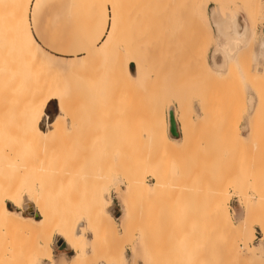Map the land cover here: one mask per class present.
<instances>
[{
	"label": "rangeland",
	"instance_id": "1",
	"mask_svg": "<svg viewBox=\"0 0 264 264\" xmlns=\"http://www.w3.org/2000/svg\"><path fill=\"white\" fill-rule=\"evenodd\" d=\"M177 1L180 4V0H35L31 11L37 23L38 34L35 35L49 57L56 61L55 67H52L56 72L51 68L46 70L37 67L35 72L32 71L35 73L33 77L30 76L33 75L31 72L28 78H25V82L29 80L26 88H32L34 85L36 88L32 90L39 89L38 92L35 90L34 93H37L33 95L36 101H40V96L50 85L53 89L47 100L53 94L56 96L44 104L37 127L44 133L54 117L59 116L57 121L60 123L58 127L61 128L56 131L55 136L58 137L54 138L55 141L51 144L52 150L56 149L54 152L59 156L56 153L51 154L52 158L56 155L57 161L64 158V161L69 159L67 162L72 163L71 181H77L75 184L78 185L70 183V193L75 194L85 187L79 180L84 178L81 177L82 173L86 175L93 168L92 162L97 161L98 153L94 150L97 146L107 148L106 153H110L109 149L112 148L123 150L120 166L116 159L110 164L106 159L107 162L104 160L102 165L106 168L103 172L108 173V191L102 211L120 233L126 217L127 187L121 177L123 171L129 179L145 183L146 195L152 192L151 172H158L160 177L165 179V191L158 201L149 203L145 195H135L139 197H136L137 200H140L133 206L138 218H135L129 227L134 232L128 230V235L123 238L122 244L125 248L119 264H149L150 255L157 257L158 254L162 261L164 260L162 264H176L175 261L180 264L181 258L178 256L186 258L188 255L191 259L192 256L195 257L191 264H264V238L261 231L264 228V219L258 221L264 216V209L258 208L256 203L259 193L264 197V183L259 184L260 178L256 180L261 173L264 178V161L260 162L264 158V124H261L262 127L258 126V129L257 124L252 123L255 122L256 109L259 114L257 117H261L262 111V114L264 113V55L261 53L264 50V0H181V7ZM175 4L178 5V13L182 11L184 16L188 13L190 18L198 20L199 28L194 26L196 20H189L187 15V21L190 23L184 22L186 17H183L182 22L180 16H176L178 13L175 11ZM186 4L191 6L188 5L187 8ZM185 7L187 10H184ZM104 16L106 24L110 22L114 25L115 33L110 38L108 47L93 50L92 45H96L94 40ZM234 17L245 25L243 37L245 40L251 38V43L248 47L240 49L234 60H226L224 53L234 58L235 50L243 45V42L235 43L237 32L235 29L233 33L231 29ZM181 23L193 25L194 32L195 29L200 31L198 37L196 32L191 31L194 34H190L196 36V49H192L193 44H189V38L192 39L190 43L194 40L189 36L190 32L188 33L192 27L190 29L187 24L184 27ZM180 26L186 31L190 29L187 35L186 31H179ZM184 33L188 37L183 35ZM184 38L189 39L188 43ZM183 43L189 44V47ZM125 46L138 48L143 57L136 55L130 59L124 54ZM83 47L89 50V56H80L81 60L54 54L78 48L80 50ZM194 50L199 51V56L197 53L193 54ZM182 51L184 54H181ZM119 52L123 55L124 71L130 81L122 78L117 80L113 74ZM192 58L197 63L196 58H200L199 62L201 60L202 63H198L197 67ZM245 71L249 75H257L254 76L255 79L250 77L254 82L245 77ZM218 73H224L225 76H217ZM29 78L33 82H30ZM256 78H259L260 84L263 82V87ZM31 91L24 93L25 96L29 93L32 95ZM9 95L6 93L5 96L9 99ZM175 98L181 100V103L183 101L179 104L184 105L185 117L189 118L187 120L191 124L186 134L187 143L182 137L181 142H174L176 150L169 152L165 149L167 146L163 147L161 142L160 145L157 144L158 141L153 140L150 133L151 122L154 110L158 112L162 105L161 109H165V123L167 124L169 108L176 119ZM61 99L69 103L67 114L58 107ZM155 103L160 104L158 110L155 109ZM136 104L143 108L142 111ZM259 108L263 110L260 111ZM18 113L14 111L13 114L0 115V126L10 129L13 126L12 129L17 131ZM18 115L20 118L21 114ZM70 117L75 122L74 128L71 126ZM261 121L264 120L260 118L259 122L256 118L259 125ZM253 124L258 132L255 130L253 133ZM252 134L258 135L254 136L257 138L253 140L254 143L251 142ZM14 136L17 137V134ZM140 139H143L142 142ZM254 173L256 179L254 178L253 182L257 187L251 182ZM107 178L104 177V181ZM74 186L77 191H74ZM257 189L263 190L262 193ZM254 191L258 194L255 195ZM35 195H38V191H35ZM218 204H224L226 215L224 208L222 210ZM216 207L221 209V213L219 210L214 212ZM251 210H254L252 212L255 215ZM258 210L261 213L257 214L260 212ZM249 213L252 217L247 221L245 215L248 217ZM3 215V219L5 215H12L36 224L40 221V217L34 218L24 214L20 207L8 202H3ZM143 228L148 229L149 233ZM230 228L231 236L226 234ZM143 232L148 233L147 239L143 240ZM86 239H89L88 234ZM20 241L15 243L23 246V241ZM67 247L68 251L59 250L54 240L47 258L32 256L27 258L26 264H67L74 257L82 259L78 250ZM176 250L178 254L175 253ZM183 253L186 254L184 257ZM239 257L250 262L244 259L240 261Z\"/></svg>",
	"mask_w": 264,
	"mask_h": 264
},
{
	"label": "bare ground",
	"instance_id": "2",
	"mask_svg": "<svg viewBox=\"0 0 264 264\" xmlns=\"http://www.w3.org/2000/svg\"><path fill=\"white\" fill-rule=\"evenodd\" d=\"M183 1H187V0H183ZM178 2L179 1H177L176 3H178ZM180 4H181V0H180ZM180 4L178 3V5H180ZM190 4H186L187 8H189L188 5H190ZM34 5H35V0H0V115H2V114L4 115L5 113L13 114L14 111L19 112L18 114H21L20 118H18V116H19L18 114L16 116L17 120L19 119V121H17V122H19L18 123L19 127H18L17 131L15 128H14L15 130L12 129L13 126H11V129L9 127H6V126L3 127V125L0 126V264H26L27 258L32 257V256H37V257L45 259L49 256L50 246L54 240H55L56 246L59 243H62L65 246L66 251L69 250L67 246H70L73 250H78L79 253L81 254V256H82L81 260L79 257H74L67 264H96V263L97 264H103L106 262H109L111 264H119L120 259H121V253H122L123 249L125 248V246L122 244L123 238H125L128 235V230L131 229V228L129 229L131 223H133L138 218V214L136 215V212H135L134 207H133L136 201H137V204H138V201H140V200H137V198L145 195L146 197H148L149 201H147V202H149V203L158 201L162 197L163 192L165 191V184L166 183L164 184V181H163L165 179H162L160 177L161 175H159L157 171L156 172L158 175L155 173V171L151 172L150 178L153 181L152 192L150 194L146 195L144 192V184L145 183L143 181H141L142 183H139L138 181L129 179V177H127L124 174L123 170H121L119 167H116V168L120 169L121 171H123V173L121 174V177H122L123 183L127 187V194H126V199H125L126 200V202H125V204H126V217H125L124 222H123V229H122L121 233L119 232L117 227L112 223V221L105 217V215L103 214V211H102L103 202H105V200H106V195H107V191H108L107 190L108 173L106 171L105 172L107 174L106 175L103 172V171H105L106 168H104L105 166L102 167V165L107 161L110 164V162H114V160L116 159L119 163V166H120L122 164L121 162L123 159V150L122 149H113L112 148L113 149V150L111 149L112 151L109 149L110 153H106V152H108L106 150L107 148L104 149L103 146H100V147L97 146L94 150L98 153L97 154L98 159L96 162H92L93 168L88 173H86V175H83L82 172H84V171L81 172L82 173L81 177L84 176V178H82V180H79L77 178L79 181H81V185L83 184L85 187L81 186L83 189H79L78 192L75 194L70 193V191L68 189V187H70L69 184L70 183H73V184L78 183L75 180V178H74V180L76 182L71 181L73 179L72 178V171H71V166H72L71 164L72 163L67 162V160L69 161V159H67V160L65 159L66 161H64V158L63 159L61 158L62 159L61 161H57V159H55L56 155H54V158H52L53 156L51 154V153H56L59 156V154L57 152H54V150H56V149L52 150L53 147L51 146L54 138L58 137V136H55L56 131L57 130L59 131V129L61 128V127L60 128L58 127V125H60V123L57 121L58 118L55 120H52V122H50V124L47 127V131L44 133L40 132L38 127H37L38 118L41 114V111H42L44 104L47 101L48 95L50 94V92L53 89V86L50 85L42 93L43 95L41 94L42 96H40V97H42V98H40V101L39 100L36 101V98L33 96L34 94H36L39 91V89H35L37 92L34 93L35 90H32V89L36 88V87H33L34 85L32 86V88H29V87L26 88V85H29L28 84L29 80L26 81L27 82L26 83L25 78L29 74H31L32 71L35 72L34 71L35 68L40 67V68H44L46 70L51 68V70H53V68L55 67V63H56V61H54V59L49 57V55L46 53V51L44 50L42 45L39 44L38 39L35 35L37 33V23L35 21V17L33 15V13L31 14V11H32V8L34 7ZM178 5L175 4L176 13H178L177 12V6ZM180 7H181V5H180ZM183 7L184 6H182V8ZM178 10L181 11L180 8ZM184 10H187L186 7L184 8ZM185 13H186V11H185ZM178 14H180V15H178ZM178 14L177 15L173 14V15L180 16V19H182L181 21L183 22V17L185 18L188 13H186L185 16L182 14V11H181V13H178ZM188 17H186L184 22L187 21ZM190 17H189V20L193 19V17L192 18H190ZM178 20H179V18H178ZM193 20L195 22L196 19H193ZM232 20L233 21L231 22L232 23L231 29H232L233 33H235V29L237 32V34L235 33V36L237 37L235 43L243 42V45L238 47L235 50L234 58L231 57L229 54L224 53V55L226 56V57L224 56V58L226 60H234L236 55H237V52L242 48L248 47L251 43V38H247L245 40L243 37L245 34V25L238 22L237 17H234ZM181 21H179V22H181ZM197 21L198 20H196V22H195L196 25L194 24V26L196 28H199ZM187 22L190 23V21H187ZM181 24H182V26L185 27V25L187 23L186 24L184 23L185 25H183V23H181ZM187 25L190 29L193 26L192 24H191L192 26H189V24H187ZM184 27H182V29H181V26H180L179 31L185 32L186 29ZM183 28L185 29L184 31H183ZM189 28L187 29V31L190 30ZM194 28L192 27V29L190 31H188V33L190 32L189 36L193 35L196 32L195 35H197V37H198V35H200L199 34L200 31L198 29H195V32L192 31V30H194ZM187 31H186V35L188 34ZM191 31L194 33H192ZM114 33H115L114 25L110 22L108 24H106V18L104 16V19L101 23V27L99 29V32L97 33L96 38L94 40L96 42V45L95 46L92 45V49L98 51L99 49L102 50V49L108 47L110 44L109 40L114 35ZM183 35H185V33ZM183 35H181V36H183ZM186 37H188V36H186ZM191 37H193V39L196 38V36H191ZM200 38L201 37H199V39ZM185 39H187L186 40L187 43H188V40L190 39L189 44H191V45L193 44L194 47L192 45V49H196V44H195L196 39H194L193 42H191V43H190V41L192 40L191 38H189V39L184 38V40ZM243 40H245V41H243ZM187 43H183V44H184V46L189 47V44H187ZM185 44H187V45H185ZM191 45H190V49H191ZM184 46L182 47L183 50L185 49ZM135 48L134 47L128 48L125 46L123 48L124 54H127L130 59H133L136 55L140 56L142 53L141 50H139L138 48H136V49ZM188 51L190 52V50H188ZM188 51H185V52L188 53ZM50 52H52V51H50ZM88 52H89V50H87L85 47H83V49L81 48L80 50L78 48L77 50L74 49L70 52H64L62 54L56 52L54 54H60L62 56H69L72 58L75 57L76 59L81 60L80 56L88 57L89 56ZM191 52H192V50H191ZM194 53H197V55H198L199 51L194 50L193 54ZM261 53L264 55V50ZM181 54H184V52ZM118 55L119 56L117 58V63L113 67V70H114L113 74L115 75V78H117V80H119V79L121 80V78H122L125 81H130L128 79L127 75L125 74V71H124L123 55L120 54V52L118 53ZM197 55H195V56L197 57ZM196 59H198V63H202L201 60L199 62L200 58H196ZM192 61H194V64L197 63V62H195L196 60L194 58H192ZM198 63L195 65L197 66ZM70 67H72V66H70ZM75 67L76 66H74V68ZM200 68H202V66ZM37 69H35V70H37ZM253 70H255V69H253ZM262 70L264 72V67ZM33 72H32V74H33ZM54 72H56V71H54ZM154 72H155V70H154ZM227 72H229V71H227ZM224 73H226V72H224ZM224 73H222V75H220V73H218L217 76L223 77V76H225ZM244 73H247L246 75L244 74L247 79H248V77L254 78V76L256 75V74L249 75V73L247 71H245ZM155 74H156V72H155ZM34 75H35V73L33 75H30V76L33 77ZM244 75H243V77H244ZM260 75H262V74H260ZM245 77H244V79H245ZM224 78H222V79H224ZM253 78H250L252 80H250V79H248V80L254 82L255 78L254 79ZM29 79H30V82H33V81H31L32 80L31 78H29ZM257 80H256V82H257ZM263 82L261 81V84H260V81H259L260 86L262 85ZM257 84H258V82H257ZM249 85H251V84H249ZM263 85H264V83H263ZM263 85H262V87H263ZM35 86H37V85H35ZM150 88H152V87H150ZM26 90H28V91L26 92ZM30 91L32 92V95H30L31 93H29V95L26 94V96H28V97H26L24 93H28ZM261 92H262V90H261ZM6 93L10 94L9 99L7 98L8 96H5ZM25 97L27 99H25ZM160 99H161V97H160ZM66 100H68V99H66ZM175 100H176V98H175ZM38 101H39V103H38ZM137 101L139 102V100H137ZM180 101L176 100V105L174 107V112H175L174 114L176 115V122H177L179 130L181 132V135H182L183 139L186 141V134H187L189 125L191 123H190V121L187 120L189 118L185 117L186 116L184 113L185 107L183 108L184 105L183 106L181 105L183 103V101H182V103ZM67 102L68 101H64L62 99L59 102L60 109L66 114L69 111V107H68L69 103H67ZM69 102H72V101H69ZM156 102L160 103V101H156ZM179 103H181V104H179ZM162 104H164L163 100H162ZM155 105H156V108H155ZM155 105L153 106V104H152V106L156 110H158L157 108H159L160 104L158 105L157 103H155ZM137 106L140 107V105H137ZM162 107H163V105L161 106V108ZM259 107H261V106H259ZM161 108L159 109L160 113H158L159 110H158V112L154 110L155 113L153 116V120L151 122V132L150 133H152V135H153L152 136L153 140L158 141L157 144H159L161 142L162 146L163 147L167 146V147H165V149L168 150L169 152H171L170 150H172V151H173V149L176 150L175 144L172 140L177 138V137L172 136L169 133V122H168L169 116H168V114H169V111H171L172 116H173V111L171 108H169L168 110L166 109L167 110V124H166L165 123V120H166L165 109L162 110ZM262 108H259L260 111L263 110ZM142 109L140 107L141 111H142ZM260 111H259V113H260ZM262 112L260 114L261 115L260 118H262V120H264V118H263L264 113L262 114ZM139 113H140V111H139ZM146 114H147V112H146ZM257 114H258V112L256 109V114L254 115L255 122H252V123L257 124V127L258 126L262 127L261 124H264V121L263 122L261 121V123L259 125V123H257L258 120L256 122V118L259 119V122H260V118L257 117V116H259V114L258 115ZM262 115H263V117H262ZM147 116H149V115H147ZM70 120L73 122V124L75 126V122H74V120H72L71 117H70ZM173 120L175 122L174 116H173ZM148 122H150V121H148ZM176 122H175V125H176ZM0 124H1V122H0ZM255 124H253V125L255 126ZM254 126H253V128H255V129H253V133L255 132V130H256V132H258V130L256 129V126L255 127ZM1 127H3V128H1ZM262 128H264V127H262ZM258 129H259V127H258ZM61 130H60V134H61ZM72 130H74V129H72ZM148 131L149 130H147V133H148ZM71 132H73V131H70V133ZM167 132H168V134H167ZM85 133H87V132H84V134ZM14 134H17L18 139H16L17 137H15L16 135L14 136ZM134 134H136V132ZM149 134H148V136H149ZM166 134H167L169 139H167ZM254 136L257 137L258 135L254 134L253 135L254 139L252 138L251 142L253 140L255 141V139H257ZM139 138H138V140H139ZM134 139H135V137H134ZM150 139L152 140V138H150ZM142 140L140 142H142ZM134 141H136V140H134ZM187 141H188V139H187ZM187 141H186V143H187ZM254 141H253V143H254ZM152 142H154V141H152ZM161 143H160V145H161ZM136 144H137V142H136ZM155 144H156V142H155ZM149 148H150V146H149ZM64 151H65V149H64ZM161 152H160V154H162ZM164 152H165V150H164ZM61 154H62V152H61ZM105 154L106 155L109 154V155L106 156ZM58 156H57V158H60ZM178 156H180L179 153H178ZM62 157H63V154H62ZM65 158H67V157H65ZM106 159H107V161H106ZM104 160H105V162H104ZM263 161H264V158L262 159V161L260 160V162H263ZM101 162H102V164H101ZM109 164H107V165H109ZM257 164L259 165L260 163L258 162ZM101 168H103V169H101ZM107 170L109 171V169H107ZM130 172H132V171H130ZM81 173H79V174H81ZM119 173H121V172L119 171ZM126 174H129V173L126 172ZM74 176H77V175H73V177ZM164 176H165V174H164ZM252 176H253V174L251 175V177ZM258 176H259V173H258ZM104 177L107 178V179H105L106 181H104ZM255 177H256V175L254 173L253 178H251V179H253L251 181L253 183L252 184L253 186L255 185L253 182L256 179ZM259 178H260V183L259 182H257V183L263 184L264 178H263L262 173H261V176L257 177L256 180H259ZM142 179L143 178H141V180ZM168 179H170V178H168ZM138 180L140 181V178ZM166 181H168V180H166ZM82 182H84V183H82ZM133 182H135V183H133ZM136 182H138L139 184L138 183L136 184ZM135 184L137 186L138 185H140V186L135 187L136 186ZM75 185H78V184H75ZM74 187H75L74 191L75 190L77 191V189H76L77 187L76 186H74ZM256 187L254 189H256ZM262 189H263V187H262ZM35 191H38V195H35ZM259 191H261V193H262L263 190H258V192ZM72 192H73V190H72ZM255 193H256L255 195L258 194L257 192H255ZM137 194H139V197L136 196L137 197L136 198L135 195H137ZM259 194L257 196L259 198H256V199H258L256 201V203H258V208L264 209V197L260 196ZM222 196L223 195H221V197ZM221 199H219V200H221ZM3 202H8L12 205L20 207L24 211V214H28L30 216H33L34 218L40 217L39 223L36 224L35 222H33L31 220H24V219H21V218L12 216V215H5V217L3 219V216H4L3 215ZM222 205L223 206L219 205V207L221 206V209L223 210V208H224V211H225L224 204H222ZM219 207H216L217 209L214 208L215 211L214 210L213 211L216 212L219 210V213H221L220 212L221 209H219ZM246 208L248 209V207H246ZM254 208H255V204H254ZM249 210H250V208H249ZM252 211L254 212V210H251L250 212L253 213ZM258 211H260V210H258ZM225 212H226L225 213V215H226L227 211H225ZM247 213L248 212H246V214ZM251 213L248 214V217H246V215H245V218H248L245 220L249 221V218L252 217ZM259 213H261V211L257 212V214H259ZM253 215H255V214L253 213ZM262 215H264V213ZM258 216H260V215H258ZM227 217H225V219L228 221ZM263 217L260 218L258 221H262V219H264ZM227 221H226V223H228ZM81 226H83V228ZM228 227H229V223H228ZM146 228H147V226H146ZM146 228H143V229H146ZM231 228H230V230L228 229L229 231L227 230L228 231L226 233L227 235L231 234V230H232ZM259 229H261V228H259ZM146 230L148 232V229H146ZM131 231L134 232L133 229H131ZM261 231H262V235L264 238V228ZM147 232H146V234L149 233V232L148 233ZM129 233L131 234V232H129ZM87 234L89 235V239H86ZM146 234H144V232L142 233L143 240H144V238L147 237ZM143 236H145V237H143ZM131 238H130V240H131ZM20 240L23 241V246H19L20 244L17 245L15 243V242L20 241ZM126 244H127V242H126ZM21 245H22V243H21ZM184 245L186 246L185 243H184ZM189 245H191V244H189ZM180 246H182V245H180ZM188 248H190V247L188 246ZM202 248H203V246H202ZM87 250H88V252H87ZM172 250H175V249H172ZM15 251H17V253H15ZM156 251H157V249H156ZM161 251H162V249H161ZM180 251H181V249L179 250V252ZM232 251H234V250H232ZM182 252H184V250ZM182 252H181V254H182ZM193 252H192V254H193ZM173 253H174V251H173ZM175 253L178 254L177 250ZM235 253L237 256L239 255V253L238 254H237V252H235ZM184 254L185 253H183V257H184ZM196 254H197V252H196ZM202 254L203 253H201V255ZM178 257L181 258V259L178 258V259H180L179 260V262H181L180 264H186L189 262H190L189 264H191L192 263L191 261H193V259L195 258L192 256L193 259H191L189 257V255L186 258H182L181 256H178ZM176 258H177V256H176ZM168 259L166 261H168ZM204 259H205V257H204ZM206 259H207V257H206ZM239 259H240V261L243 259L246 261V258H240L239 257ZM173 260H175V258H173ZM196 260H194V262ZM247 260H249V259L247 258ZM163 261H162V258L159 257V254L157 257H155V255L154 256L150 255V263L149 264H162ZM171 262H172V259H171ZM175 262L177 264V261H175ZM246 262H250V260L246 261Z\"/></svg>",
	"mask_w": 264,
	"mask_h": 264
},
{
	"label": "water",
	"instance_id": "3",
	"mask_svg": "<svg viewBox=\"0 0 264 264\" xmlns=\"http://www.w3.org/2000/svg\"><path fill=\"white\" fill-rule=\"evenodd\" d=\"M168 116H169V118H168V122H169V133L172 136L177 137L176 125H175V122L173 120V116H172V112L171 111H169ZM57 246H58L59 250L65 249V246L62 243H59Z\"/></svg>",
	"mask_w": 264,
	"mask_h": 264
},
{
	"label": "crops",
	"instance_id": "4",
	"mask_svg": "<svg viewBox=\"0 0 264 264\" xmlns=\"http://www.w3.org/2000/svg\"><path fill=\"white\" fill-rule=\"evenodd\" d=\"M56 90V89H55ZM54 90V91H55ZM57 92V91H56ZM58 93V92H57ZM56 98V96H54V94L47 100V103H48V101H50V100H52V99H55ZM58 107H59V104H58ZM60 108V107H59ZM61 110V109H60ZM59 116H55L54 117V119L53 120H55V119H57ZM52 122V121H51ZM175 122H176V119H175ZM71 126H72V128H73V126H74V124H73V122L71 121ZM176 129H177V138L176 139H173L172 141L173 142H175V141H178V142H181L182 141V135H181V132H180V130H179V127H178V125H177V122H176ZM171 140V139H170ZM63 263H66V262H63ZM63 263H61V264H63Z\"/></svg>",
	"mask_w": 264,
	"mask_h": 264
}]
</instances>
